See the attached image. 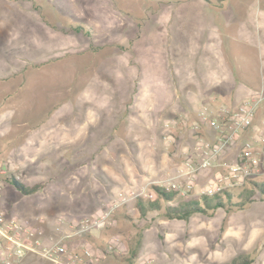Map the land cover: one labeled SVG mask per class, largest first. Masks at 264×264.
<instances>
[{
  "label": "rangeland",
  "instance_id": "374dc122",
  "mask_svg": "<svg viewBox=\"0 0 264 264\" xmlns=\"http://www.w3.org/2000/svg\"><path fill=\"white\" fill-rule=\"evenodd\" d=\"M177 3L0 0V165H22L26 182L46 183L29 195L6 186L0 205L10 215L51 223L106 205L179 164L191 133L174 126L175 141L165 144L164 119L186 112L190 120L204 99L236 104L248 95L249 87L241 96L233 85H187L209 81L216 63L203 52L160 50L162 14L175 25ZM81 23V31L70 28ZM263 126L264 103L222 159L234 160L249 132ZM78 144L86 147L61 148ZM112 235L121 245L111 264H136L144 255L152 264H222L243 253L264 264V198L257 192L242 208L226 202L181 219L167 217L164 204L142 216L131 201L114 211L109 227L82 239L99 248Z\"/></svg>",
  "mask_w": 264,
  "mask_h": 264
},
{
  "label": "built area",
  "instance_id": "2783aa9c",
  "mask_svg": "<svg viewBox=\"0 0 264 264\" xmlns=\"http://www.w3.org/2000/svg\"><path fill=\"white\" fill-rule=\"evenodd\" d=\"M264 103V89L252 90L236 104L202 100L189 120L186 112H177L163 121L161 139L173 144L172 127L189 130L191 142L185 145L182 159L174 170L148 179L136 188L119 191L106 205L80 217L56 215L45 229L39 221L10 215L0 205V264H21L27 256L41 259L44 264H104L103 260L121 245L118 235H112L101 247L93 248L82 237L109 227L114 211L137 197L153 199L157 188L174 192L175 199H201L225 190L248 185L251 179L264 176V126L252 129L242 141L234 160H224L226 149L250 129L258 109ZM204 172L206 174L204 175ZM8 170L0 165V197L6 186ZM13 187V186H12ZM14 188V187H13ZM15 189V188H14ZM174 200L168 201L169 204ZM144 255L139 263L152 264Z\"/></svg>",
  "mask_w": 264,
  "mask_h": 264
},
{
  "label": "crops",
  "instance_id": "0c3cea01",
  "mask_svg": "<svg viewBox=\"0 0 264 264\" xmlns=\"http://www.w3.org/2000/svg\"><path fill=\"white\" fill-rule=\"evenodd\" d=\"M177 4L180 13L175 25L170 14H162L160 50L203 52L216 63L209 81L187 85H233L244 91L241 96L246 94L245 87L264 89V7L249 0H222L218 5L205 0H178ZM109 256L104 264H111ZM25 258L21 264H40L36 257Z\"/></svg>",
  "mask_w": 264,
  "mask_h": 264
},
{
  "label": "trees",
  "instance_id": "16d2710c",
  "mask_svg": "<svg viewBox=\"0 0 264 264\" xmlns=\"http://www.w3.org/2000/svg\"><path fill=\"white\" fill-rule=\"evenodd\" d=\"M208 2H220L222 0H205ZM84 25L77 24L70 27L72 30L81 31ZM170 118V117H167ZM85 146L83 145H75V146H62L63 150H68L71 152H79ZM51 160V157L48 159H40V162H46ZM39 162V163H40ZM3 166L8 170V175L4 177V180L11 184L16 190L20 191L25 195H29L37 192L41 188L45 186V181L36 180L28 183L24 180V177H27L29 174V168L26 169L24 166H15L14 163L9 161H5L2 163ZM25 168V169H24ZM237 191V192H236ZM237 193L238 198L236 200L233 199L234 193ZM259 192L261 196L264 198V179H251L247 185L242 187L225 190L222 193L216 194L214 196L208 197L203 196L201 199H175L174 192H167L164 190H160L157 188L156 196L153 199H147L143 197H137L133 200L136 209L139 214L145 216L148 212L159 210L164 204V214L169 218H185L192 213H206L208 210H214L218 207H224L226 202L229 203L230 207H238L242 208L245 204L250 203L254 200L255 194ZM222 194V197L221 195ZM225 197V199L223 198ZM174 200L173 203L169 204L168 201ZM128 204V203H126ZM124 204V205H126ZM123 206V205H122ZM50 224L47 219L46 223H41L45 229L50 227ZM47 227V228H46ZM252 258L249 254H239L232 258L229 262H225L222 264H251Z\"/></svg>",
  "mask_w": 264,
  "mask_h": 264
}]
</instances>
